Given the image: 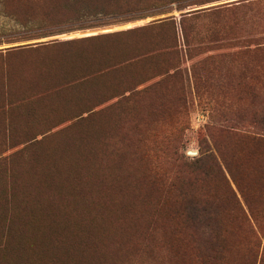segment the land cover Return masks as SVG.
Wrapping results in <instances>:
<instances>
[{"label":"rangeland","instance_id":"rangeland-1","mask_svg":"<svg viewBox=\"0 0 264 264\" xmlns=\"http://www.w3.org/2000/svg\"><path fill=\"white\" fill-rule=\"evenodd\" d=\"M81 1L0 0V49L37 45L0 52V111L6 83L60 103L13 106L48 132L0 162V264H207L210 249L212 264H259L264 0H127L107 15ZM69 59H96L79 62L91 79L54 87Z\"/></svg>","mask_w":264,"mask_h":264},{"label":"trees","instance_id":"trees-1","mask_svg":"<svg viewBox=\"0 0 264 264\" xmlns=\"http://www.w3.org/2000/svg\"><path fill=\"white\" fill-rule=\"evenodd\" d=\"M70 1V0H69ZM81 1V0H79ZM86 1H91V0H82L81 2V6H83V3L86 4ZM97 4L93 5L92 7L86 6V7H80L79 11L77 12H81L80 10H83L85 12H89V13H94L96 15L102 14V15H107L110 12L108 11V8L112 7V6H116V7H122L125 6L128 3L127 0H96ZM188 12L182 11L181 14L182 16L184 14H187ZM114 18H119V17H124L125 15H115L114 14ZM175 14H168L165 16H161V17H157V18H152L149 21H144L141 24H134V25H130L128 27H126L125 29H122L120 31H133L136 29H142V27H146L149 24H154V23H159V22H163L165 20L168 19H172L174 18ZM144 17H148V16H144ZM134 19V18H132ZM130 20V19H128ZM126 21V20H125ZM119 31V32H120ZM112 32H106V33H99L97 35H89V36H85V37H73V38H69L65 41H62L64 43H75L79 40L82 39H86V38H103V37H108V35H110ZM97 39V38H96ZM32 44V45H31ZM31 46H37L35 43H29V44H24V45H19V46H13V47H7V48H2L0 49V52H6L7 53H11L12 51H18L21 50L22 48L25 47H31ZM74 55V57H76L77 55L74 53H71ZM80 56H82L83 54H79ZM13 59H11L12 61ZM14 60H18V59H14ZM62 62H66L67 63V59H59ZM71 62H76L77 66H75V68H73L71 71H69V73H62L63 75L57 77V81L59 79V85L56 84L54 85V87H59L64 88V89H68L71 86L75 87V85H79L81 84L82 80H89L91 79V73L88 72V70L83 71L82 67L79 65V62H81V65L84 63L88 64L90 62L95 61L96 59H69ZM22 61V59L20 60ZM58 61V60H56ZM19 63V62H18ZM14 63H11L10 61L7 62H3V66L5 67V73L7 75H9V73H13L12 72V67H13ZM15 65V64H14ZM85 70V68H84ZM69 76H72L71 78H69ZM53 85V84H52ZM6 86L8 89H6L5 91L2 92L1 97L3 96L5 98V95L8 96V102L10 104V107H8L5 111H0V123L2 125V127H0V134L3 133L5 135V140H7V143H11L10 145H12L11 147L15 146V145H20V144H24L22 147L16 151H14L13 153L9 154V155H5L2 154L4 151L0 152V162L2 161H10L9 158H12L14 156H21L22 154L19 153H23L26 150H31V149H35L38 145L43 144V139L44 136L46 135V133L48 132L46 129L47 128H42V127H38L35 124L32 126H29V124L27 123V121L29 120H34L37 119L38 116L35 113V111H28L26 109L20 110L18 107H13L16 104H20L23 103L25 105V103H42L45 102V104H47L46 108H49V104H60L59 103V99L58 96L54 94H51L50 92H46L44 94H39L36 93L34 91H30L28 92L27 90H15L16 88H12V87H8V84L6 83ZM53 88V87H52ZM58 90V89H57ZM129 90V89H128ZM126 90V91H128ZM28 92V93H27ZM47 94V97L45 96ZM44 96V98L42 99V97ZM42 99V100H41ZM108 100V98L106 99ZM94 107H96V104H94L93 106H91L89 109L85 110L84 112H82L81 114H79L76 117H80L81 115H83V113L85 112H92V110H94ZM47 113V112H46ZM47 115V114H46ZM34 122V121H33ZM32 122V123H33ZM262 130V134H264V126L261 128ZM2 143V142H0ZM18 156V157H19ZM38 158V157H37ZM46 160L49 161L48 166L50 167V169L54 168L56 166V157L53 158V154L50 157H46ZM89 164H93V157L92 155H89ZM4 165V164H3ZM204 210H206V208H204ZM202 211V210H199ZM198 211V212H199ZM195 214V212L193 213V215ZM210 223L214 224L213 222L210 221ZM201 225H208V222L205 224L202 223ZM214 236V235H213ZM222 241L218 242V248L215 250L216 253L218 254V258H221L224 256V260H225V255H224V246L221 243ZM213 256V250L210 249L209 251V257H208V261L207 264H212L211 260ZM264 259L261 258V260L259 261V264H264L263 262ZM223 262V260L221 261V263ZM232 264H240L238 263V261L232 263Z\"/></svg>","mask_w":264,"mask_h":264}]
</instances>
